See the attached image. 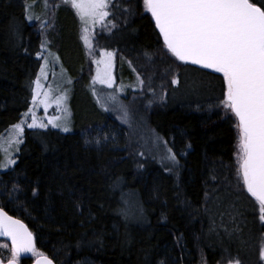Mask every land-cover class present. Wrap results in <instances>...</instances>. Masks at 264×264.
Instances as JSON below:
<instances>
[{"label": "trees", "instance_id": "1", "mask_svg": "<svg viewBox=\"0 0 264 264\" xmlns=\"http://www.w3.org/2000/svg\"><path fill=\"white\" fill-rule=\"evenodd\" d=\"M35 1L0 0V135L28 108L40 68L43 36L27 17ZM111 8L117 22L97 39L116 54V82L137 86L135 108L176 163L139 157L129 129L98 105L78 17L57 3L46 15L50 48L71 79L72 129L25 130L14 165L0 173V207L26 223L35 249L55 264H264L259 202L234 165L237 122L219 111L223 74L163 50L142 0ZM1 241L7 260L12 248Z\"/></svg>", "mask_w": 264, "mask_h": 264}, {"label": "snow or ice", "instance_id": "2", "mask_svg": "<svg viewBox=\"0 0 264 264\" xmlns=\"http://www.w3.org/2000/svg\"><path fill=\"white\" fill-rule=\"evenodd\" d=\"M84 2L71 0L76 8H82ZM87 2L89 15L106 14L102 11L105 0ZM143 3L155 19L164 45L176 58L223 74L226 92L222 106L226 113H234L239 122V169L243 184L259 202V219L264 221V0H143ZM108 55L103 79L110 81L111 54ZM36 194L33 190V195ZM206 197L204 210L212 212L213 208L207 206L211 197L207 193ZM121 214L128 218L126 211ZM215 214L224 215L218 208ZM241 214L239 209L232 210L233 219ZM0 231L11 237L12 259L8 264H16L19 253L31 249L32 233L2 208ZM260 258L264 260V248L260 250ZM236 264L241 261L237 259Z\"/></svg>", "mask_w": 264, "mask_h": 264}, {"label": "rangeland", "instance_id": "3", "mask_svg": "<svg viewBox=\"0 0 264 264\" xmlns=\"http://www.w3.org/2000/svg\"><path fill=\"white\" fill-rule=\"evenodd\" d=\"M112 1L114 2V0H105L106 7L102 11L106 14L102 17L99 15L93 17L88 14L90 5L87 0H85L82 8L73 7L71 0H37L31 4V7L37 6V10L32 15L31 13L34 10L30 8V13L27 16L28 20L35 22L43 36L39 54L41 64L33 82L31 101L28 108L15 124L8 127L0 135V173L14 165L16 161L15 155L18 153L26 129L46 130L52 128L62 132H69L72 129L71 110L69 106L71 79L63 67L58 54L50 48L51 40L49 36L53 31V22L50 19L51 14L46 15L47 11L51 10L57 3L68 5L78 17L80 22V38L90 61L91 91L98 105L104 111L113 114L120 123L129 129L131 134V148L139 157L154 158L168 166L176 163L175 157L167 142L148 126L146 119L140 116L139 111L135 108L137 107V103L133 101V97L137 95L133 93V88H137V86L116 82V54L113 50L105 47V45L103 46L99 39H97H102L104 35L110 33L115 22H117L115 15H111L113 13L111 8ZM142 6L147 10L143 0ZM43 13L46 16L44 19L41 18ZM162 48L165 51L167 50L164 46ZM108 54H111V67L108 69L111 73L110 81L103 79L106 64L109 62ZM98 61L100 63H97ZM129 90H133L131 96L128 99L126 98L127 96L124 98ZM148 104L146 107L143 106L144 108L142 110L144 113L147 112ZM219 111L222 115H227V113L232 114L230 111L226 113L222 104L219 107ZM16 125H20V127L17 128ZM29 125H32V127H29ZM65 128L68 131H64ZM236 134L237 141L235 145L234 165L236 175L243 181L239 169L240 138L238 122L236 125ZM0 246L4 247L6 243L0 240ZM40 254H42L40 250L34 249L31 257L34 259ZM20 258L21 256L18 255L16 261L20 262ZM10 259H12V249H10L7 260ZM200 264H205V262L201 260Z\"/></svg>", "mask_w": 264, "mask_h": 264}, {"label": "water", "instance_id": "4", "mask_svg": "<svg viewBox=\"0 0 264 264\" xmlns=\"http://www.w3.org/2000/svg\"><path fill=\"white\" fill-rule=\"evenodd\" d=\"M149 14H150V16H151V13H150V12H149ZM151 18H152V20H153V22H154V25H155V19H154L152 16H151ZM156 29H157L158 32H159V29H158V28H156ZM159 34H160V32H159ZM160 35H161V37H162V39H163L162 34H160ZM183 62H185V61H183ZM186 63L193 64V63H191V61H187ZM193 65L198 66V67H200V68H202V69H204V70H207V71H215L214 69H207V68H204L202 65H196V64H193ZM233 114H234V113H233ZM234 116H235V115H234ZM235 119H236V121L238 122V118L235 117ZM238 123H239V122H238ZM0 208H1V207H0ZM2 209H3V208H2ZM3 210H4V209H3ZM4 211H5V210H4ZM5 212H7V211H5ZM7 214H8L9 216H11L14 220H19V221H20V222H21V223L27 228V230L30 231V229L28 228V226L26 225V223H25L24 221H22L20 218L11 215V214H9L8 212H7ZM30 232H31V231H30ZM31 233H32V232H31ZM32 237H33V242H32L31 249L28 250V251H22V252H20V253H19V256H29V255H31L32 251L35 249V239H34V235H33V233H32ZM1 239H3V240H7V241L9 242L11 248H13L12 241H11V237H9V236L3 234L2 231H0V240H1ZM49 261H51V264H55V262H54V261H53L48 255L42 253V254H40L39 256H37L36 258H34L30 264H49ZM8 262H9V260L3 261V260L0 258V264H8ZM16 264H21V263L16 261Z\"/></svg>", "mask_w": 264, "mask_h": 264}]
</instances>
